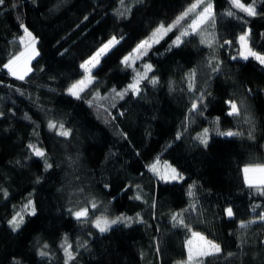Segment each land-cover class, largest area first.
<instances>
[{"label": "trees", "instance_id": "1", "mask_svg": "<svg viewBox=\"0 0 264 264\" xmlns=\"http://www.w3.org/2000/svg\"><path fill=\"white\" fill-rule=\"evenodd\" d=\"M191 3L4 0L0 5V264H65V237L74 253L69 264H178L187 260L185 241L192 232L221 246V253L204 264H264V221L258 219L264 213V186L247 187L240 165L220 162L264 164V66L238 57V37L245 31H250L249 46L264 54V0H256L254 17L236 9L228 16V0H211L215 24L207 27L215 37L213 47L193 34L169 50L179 34L173 29L135 63L141 72L144 63L151 64L148 75L158 83L143 80L138 95L112 99V90L122 91L135 75L122 58ZM125 8L131 11L119 16ZM20 22L37 38L40 53L22 81L2 67L23 50ZM112 36L120 42L93 71L95 81L83 98L68 95L67 88L83 75L80 64ZM96 93L105 99L90 107L86 101ZM226 101H234L240 115L229 116ZM193 102L199 112L190 111ZM50 120L63 123L71 135L49 131ZM205 128L207 147L195 139ZM217 130L241 135L220 136ZM29 144L45 151L50 169L44 170V159L34 156ZM157 157L184 179H156L146 165ZM137 194L141 199L134 198ZM29 199L36 214H25L13 232L8 221ZM85 207L88 220L78 222L70 210ZM228 207L231 219L225 215ZM138 213L142 223L114 225L103 234L91 223L98 216L122 214L135 220ZM176 213L183 214L191 232L173 227ZM242 221L254 222L242 229ZM41 250L48 255L41 257Z\"/></svg>", "mask_w": 264, "mask_h": 264}, {"label": "snow or ice", "instance_id": "2", "mask_svg": "<svg viewBox=\"0 0 264 264\" xmlns=\"http://www.w3.org/2000/svg\"><path fill=\"white\" fill-rule=\"evenodd\" d=\"M230 4V10L226 13L228 16L236 15V12L232 11L231 9H236L239 12L245 13L249 17H254L258 15L257 8L255 7L256 0H252V3L245 4L242 0H228ZM4 3V0H0V5ZM121 5L123 6L125 0H120ZM130 8H125L124 11L118 10L119 16H124L125 12H130ZM19 20V17H17ZM87 19V17H85ZM183 22V23H182ZM215 24V14L213 11V4L211 0H193V3L188 5L176 18L169 24L165 25L164 23L159 24L144 40H141L140 43L136 45V47L130 52L128 55H125L122 60L121 64H123L126 68H132L135 72L133 80L128 86L123 89L122 91H117L116 89L112 90L113 97L112 99L115 100L116 98L124 99L126 95L131 93L133 96L138 95L141 92L140 84L143 80H148V82L152 83L153 85L158 83V79L155 76L149 77L148 73L153 70V66L149 63H144L142 65L143 71H137L135 68V63L137 60H140L142 57L148 54V50L153 46V44L159 43L160 39L163 36L167 35L169 32L173 31V29H178L179 34L175 37V40L172 41V45L169 46V50L173 46H179L183 42V38L193 34H201L203 31V26L206 24ZM20 28L23 30V35L19 36V44L23 47L22 51L15 53L12 55L6 63L3 64V69H6L8 74L13 76L17 80H24L29 73L32 71L30 64L33 60L36 59L40 55L39 51L37 50V38L29 31V29L25 26L23 22H20ZM249 36L250 31H245L242 35L238 37V42L240 44L239 50V58L243 59L244 61L249 60V58H253L262 66H264V54H261L257 51H254L252 47L249 46ZM215 41L214 34H207L203 35L201 39V43L206 44L209 48L213 47ZM120 41L115 37L112 36L107 42H103L102 46L99 47L92 56L81 63L80 68L83 70V76L80 80L75 81L74 83L70 84L67 88V94L76 98L82 99V93L89 88L90 85L94 83V77L92 75V69L96 68L102 57H104L112 48L115 47ZM232 41L225 40V45H230ZM233 59H237V57H233ZM211 64V61H209ZM219 67L217 64L216 68H213V71H218ZM189 91L192 90L194 80H195V71L193 70L189 75ZM105 99L101 97L99 93H96L92 100L86 101L89 106H93L99 100ZM198 100L202 101L203 97H199ZM229 105L230 110L227 113L229 116L233 115H240V109L238 105L234 101H226ZM99 106V105H97ZM112 107H115V103L112 104ZM107 111V109H105ZM190 111L199 112L200 109L198 107L197 102L192 103V107ZM110 114V113H109ZM2 115V113H0ZM27 118V117H26ZM218 120V118H217ZM48 129L49 131L54 132L56 136L68 138L71 135V130L67 129L63 123H57L55 121L48 122ZM208 132L209 129L205 128L202 133H198L195 139L199 140V142L205 147L208 144ZM217 134L220 136H237L241 135L239 132H233L231 130L226 132H220L217 130ZM177 139L181 138V134L177 133ZM249 138H252L251 132L249 133ZM28 149L31 153L39 158L44 159V170L47 171L52 167L50 163H48L45 151L33 144H29ZM160 158L157 157L156 161L152 164L146 165L148 170L153 173L159 180H163L165 182L170 181H181L184 179L182 173H180L175 167H172L167 162L164 163L163 171L159 166ZM244 173V183L247 187L253 188L257 187V185L264 186V164H254V165H247L243 168ZM249 173L253 175L250 177ZM39 182V178L37 180ZM107 187V186H106ZM192 186H189L188 195L191 197L193 193L191 191ZM260 191L259 188H257ZM7 196V193H4ZM261 195H264V191L261 192ZM135 199H141L140 195L137 194ZM154 206V205H153ZM96 204L92 203L91 208H95ZM192 211L196 210V205L193 203L190 206ZM90 209L85 207L81 208L78 211L70 210L71 215L78 221V222H87L88 215ZM185 211H188L186 209ZM225 215L228 218H232L234 216L233 209L231 207L226 208ZM25 214L27 215H35L36 208L33 204V201L29 199L22 207L21 211L15 212L12 218L8 221V225L13 232L17 231L21 225L24 223ZM258 219L260 221H264V213H260ZM173 220V227H184L188 231H192L190 226L185 222L182 213H176L172 216ZM133 222L142 223V219L140 218L139 213L137 214L135 220L133 217L124 216L123 214L117 216L115 219H109L107 216H98L95 220L91 221L92 226L96 228L100 233L108 232L114 225L124 224V226H130ZM254 221H249L247 223L241 222L240 227L242 229L249 227L251 223ZM192 236L198 238L199 241L202 243L200 246L194 251L192 248V240L185 241V247L187 249V260L178 262V264H204V259L207 257L217 256L221 253L222 249L218 243H215L212 240H208L205 236L198 232H192ZM48 247L47 244L44 245L46 249ZM61 248L65 254V264H69V261L74 259V253L72 250V245L67 242V238L65 237L63 243L61 244ZM41 257L47 256L48 253L46 251L41 250L38 253ZM231 255V253L229 254ZM19 264V262H16Z\"/></svg>", "mask_w": 264, "mask_h": 264}, {"label": "rangeland", "instance_id": "3", "mask_svg": "<svg viewBox=\"0 0 264 264\" xmlns=\"http://www.w3.org/2000/svg\"><path fill=\"white\" fill-rule=\"evenodd\" d=\"M207 25L208 24H206V25H204L203 26V31H202V33L201 34H199L200 35V37L202 38V36L203 35H207V34H212V32L208 29V27H207ZM229 46V45H228ZM222 48H224V47H222ZM227 51V50H226ZM227 52H229V51H227ZM238 57H239V54H238ZM103 58V57H102ZM101 58V59H102ZM255 60V59H254ZM138 61V60H137ZM100 62H101V60H100ZM258 62V61H257ZM83 63V62H82ZM100 64V63H99ZM81 65V64H80ZM98 67V66H97ZM96 67V68H97ZM96 68H94V69H92V75H93V71L96 69ZM81 69V68H80ZM81 71H82V73H83V70L81 69ZM83 76V75H82ZM94 77V76H93ZM82 78V77H81ZM80 78V79H81ZM79 79V80H80ZM94 81H95V77H94ZM91 87V85L89 86V88ZM88 88V89H89ZM87 89V90H88ZM86 90V91H87ZM85 91V92H86ZM82 96L84 95V93H82L81 94ZM166 161H160L159 160V166H160V168H161V171H163V166H164V163H165ZM220 162L221 163H223V164H238V165H240L241 166V168H242V173H243V168L245 167V166H247V165H245L243 162H238V161H230V160H220ZM169 164V163H168ZM152 173V172H151ZM152 175H153V173H152ZM253 174L252 173H249V176L251 177ZM154 176V175H153ZM156 179H158L156 176H154ZM243 177H244V173H243ZM159 180V179H158ZM159 181H163V180H159ZM170 182H179V181H170ZM79 209H75L74 211H78ZM189 239H191L192 240V248H193V250L195 251L199 246H200V244L202 243L201 241H199L198 240V238H195V237H193L192 235L188 238V240ZM186 252H187V249H186Z\"/></svg>", "mask_w": 264, "mask_h": 264}]
</instances>
